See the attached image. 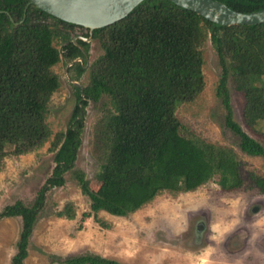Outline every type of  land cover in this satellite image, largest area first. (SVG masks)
Here are the masks:
<instances>
[{"label":"trees","instance_id":"16d2710c","mask_svg":"<svg viewBox=\"0 0 264 264\" xmlns=\"http://www.w3.org/2000/svg\"><path fill=\"white\" fill-rule=\"evenodd\" d=\"M228 8L250 13L264 0H216ZM60 21L28 4L0 0V169L4 158L33 152L50 141L48 103L60 86L52 68L83 57ZM89 35H85L88 38ZM102 50L88 68V84L79 88L69 124L50 142L54 167L31 204L6 206L0 218L19 217L21 231L11 264H25L29 238L47 191L61 187L72 171L81 142L86 100L102 96L109 108L96 121L91 155L98 164L99 185L92 190L81 171L72 175L90 200L81 221L99 212L127 217L164 191L185 193L217 178L222 191L241 188L244 179L235 151L194 135L181 134L174 106L195 99L204 88L202 47L209 39L220 66L216 95L225 110V126L239 139V149L264 159V147L233 120L228 82L243 98L242 120L259 132L264 125V23L222 27L167 0H144L124 19L92 32ZM63 43L61 51L54 41ZM85 52L88 43L76 40ZM77 80L80 63L69 68ZM264 193V177L250 176ZM57 217L73 219L67 204ZM81 229V226L79 227ZM59 264H121L94 254L66 257Z\"/></svg>","mask_w":264,"mask_h":264},{"label":"rangeland","instance_id":"374dc122","mask_svg":"<svg viewBox=\"0 0 264 264\" xmlns=\"http://www.w3.org/2000/svg\"><path fill=\"white\" fill-rule=\"evenodd\" d=\"M66 33L76 40L86 39L88 31L75 27L66 29ZM86 42L90 66L103 52L96 41ZM54 45L61 51L62 42L56 40ZM201 51L204 88L195 99L176 104L174 114L182 125L181 134H191L235 151L243 186L222 191L217 178H213L194 191H164L127 217L99 212L97 217L106 227H101L92 217L81 221L82 213L89 211L90 200L81 193L72 172L81 171L90 188L97 189L99 168L91 155V142L96 121L109 108L108 98L102 96L84 109L74 167L64 175L61 187L47 191L44 207L29 238L25 264H59L60 259L85 254L121 264H264V193L250 180L251 175L264 177V159L242 153L238 137L225 126V110L216 95L221 70L209 39ZM68 64L61 60L52 68L60 86L48 103L46 122L52 132L50 141L33 152L4 158L0 169V214L16 201L31 204L52 172L50 142L56 133L67 129L76 101L75 90L69 83L74 81L70 77L74 74L68 72L69 68L66 71ZM88 68L74 81L82 87L88 84ZM227 89L233 120L264 147V125L259 132L247 128L242 120V96L233 90L230 82ZM67 204L72 205L75 217H57ZM255 206L259 212L253 214L251 209ZM199 224L203 234L196 240L194 230ZM20 231L19 217L0 218V264H11Z\"/></svg>","mask_w":264,"mask_h":264},{"label":"water","instance_id":"95a60500","mask_svg":"<svg viewBox=\"0 0 264 264\" xmlns=\"http://www.w3.org/2000/svg\"><path fill=\"white\" fill-rule=\"evenodd\" d=\"M144 0H28L40 11L68 24L80 26L92 32L110 26L129 15V13ZM177 7L191 11L205 20L222 27L236 25H259L264 23V8L250 13H240L228 8L216 0H167ZM75 45V40L73 41ZM81 62V58L74 59L66 67ZM78 86L77 82H71ZM253 214L259 212L258 207L251 209ZM200 229V224L198 225ZM197 239L200 231H196Z\"/></svg>","mask_w":264,"mask_h":264},{"label":"flooded vegetation","instance_id":"af4514ba","mask_svg":"<svg viewBox=\"0 0 264 264\" xmlns=\"http://www.w3.org/2000/svg\"><path fill=\"white\" fill-rule=\"evenodd\" d=\"M77 27H79V28H82V27H80V26H77ZM82 29H84V28H82ZM85 30H87V29H85ZM88 31V30H87ZM88 35H89V32H88ZM89 38V37H88ZM88 38H86V39H88ZM76 40H82V41H84L85 43H87L86 41H85V39H84V37L83 38H81V37H77V39ZM76 40H75V42H76ZM91 40V39H90ZM74 40L72 39V42H73ZM73 44H74V42H73ZM80 50H81V53H82V55H83V57H77V58H81V62H78V63H80V65H81V68L84 70L82 73H81V75L85 72V70H86V67H89V64H88V57H87V52H85L84 51V49L79 45V44H77L76 45ZM72 73L74 74V70L72 71ZM80 75V76H81ZM79 76V77H80ZM75 81V80H74ZM69 83H71L70 82V80H69ZM73 85V84H72ZM75 87H77V88H79V90H80V94H81V100H83L84 99V95H83V88L84 87H82V86H80L79 84H78V86H75ZM87 102H86V105L89 103V102H93V101H91L90 99H87L86 100ZM81 101H75V104H77L78 106H80L81 105V103H80ZM94 103V102H93ZM86 105H85V107H86ZM81 107V106H80ZM199 228V226L197 225L196 226V229L194 230V234H195V239L196 240H200V238L202 237V234H203V231L201 230V229H198ZM196 231H200V234H199V238L197 239V233H196Z\"/></svg>","mask_w":264,"mask_h":264}]
</instances>
